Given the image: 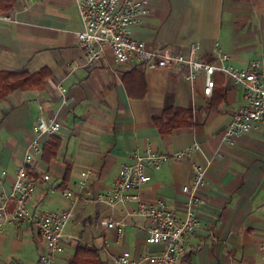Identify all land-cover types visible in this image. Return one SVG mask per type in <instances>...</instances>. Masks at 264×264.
<instances>
[{
	"label": "crops",
	"instance_id": "obj_1",
	"mask_svg": "<svg viewBox=\"0 0 264 264\" xmlns=\"http://www.w3.org/2000/svg\"><path fill=\"white\" fill-rule=\"evenodd\" d=\"M148 12L132 28L146 43L180 49L199 44L194 56L213 62L214 49L231 55L229 63L244 68L264 52V0H136ZM10 19H0V72L47 70L41 87L12 90L0 98V170L9 191L19 161L40 119L54 117L61 124L51 135L59 141L57 154L34 162L36 189L29 205L34 214L70 206L73 217L65 228L63 252L53 264H69L76 247L97 252L100 264H116L118 254L137 257L161 249L147 244L148 221L137 214L136 203L114 209L96 200L110 190L118 170L133 161L135 152L151 147L173 154L198 144L180 159L169 157L138 193L143 201L164 202L183 216L182 185L193 180V164L207 169L199 188L204 203L195 211L200 227L185 235V253L177 264H264V123L225 143L222 133L235 111L245 103L241 85L219 72L212 75L211 95L203 92L200 72L190 84L188 65L148 69L134 62L117 63L110 49L93 64H83L75 32L82 28L75 0H14ZM65 99V102H63ZM189 109L192 125L161 135L158 125L166 111ZM90 171L89 186L74 185L79 169ZM48 174V179L42 175ZM70 188L74 199L61 196ZM111 215L123 221V236L101 225ZM44 251L40 235L27 223L7 225L0 232V264H37Z\"/></svg>",
	"mask_w": 264,
	"mask_h": 264
},
{
	"label": "built area",
	"instance_id": "obj_2",
	"mask_svg": "<svg viewBox=\"0 0 264 264\" xmlns=\"http://www.w3.org/2000/svg\"><path fill=\"white\" fill-rule=\"evenodd\" d=\"M32 0H24L27 8ZM82 28L75 32L76 45L83 53V64L95 63L110 49L117 63L134 62L143 64L148 69L170 68L176 64L188 65L185 79L192 84L200 72L205 75L203 92L211 95L214 87L212 75L222 73L243 89L244 105L238 108L231 121L224 129L221 139L232 143L242 133L257 128L264 123V52L257 59L247 63L244 68H238L229 63L231 55L214 49L213 62H200L194 56L199 51L198 43L189 45L190 54L185 57L180 49L165 48L160 45L146 43L133 36L132 28L147 14L144 2L136 0H75ZM0 19H10L9 14L0 10ZM65 102V99H63ZM61 124L54 117L38 120L32 127V136L26 150L18 163L15 176L11 181L10 190L4 191L3 181L8 177L5 169L0 170V232L7 225L19 226L22 223L32 225L40 235L44 251L38 255L37 264H53L57 254L63 252L68 235L65 228L73 217L70 206L56 211H44L34 214L29 205L36 189L37 179L33 175L34 162L43 151L44 137L57 132ZM199 148L192 144L173 154H161L151 147L143 153L135 152L133 161L123 163L118 170L113 187L99 193L96 200L114 209L118 205L136 203L137 214L148 221L145 228L147 244L160 245L157 252L145 251L137 257L128 251L118 254L116 264H177L185 253V235L200 227V219L195 211L197 205L204 203L199 188L205 185L204 175L207 165L202 162L193 164V180L182 185L185 203L183 216H179L176 208L167 207L164 202L150 203L143 201L139 190L150 180L147 169H157L169 157L180 159L193 149ZM90 171L79 169L74 185L80 190L89 186ZM43 174V179H48ZM61 196L74 199L76 194L70 188L62 189ZM101 225L113 228L117 237L123 236L124 222L113 220L111 215L102 217ZM264 248V244H263ZM23 264V263H20ZM251 264V263H249Z\"/></svg>",
	"mask_w": 264,
	"mask_h": 264
},
{
	"label": "trees",
	"instance_id": "obj_3",
	"mask_svg": "<svg viewBox=\"0 0 264 264\" xmlns=\"http://www.w3.org/2000/svg\"><path fill=\"white\" fill-rule=\"evenodd\" d=\"M14 0H0V6L4 10H9ZM48 75L47 70H41L38 73L29 74L27 72H0V98L12 90V86H16L21 90L38 89L45 76ZM158 125V131L161 135L169 134L172 130L192 125V117L189 109H172L166 111ZM59 141L51 135L43 144V157L50 160L57 154ZM100 259L96 251L87 248L76 247L73 257L69 264H100Z\"/></svg>",
	"mask_w": 264,
	"mask_h": 264
}]
</instances>
